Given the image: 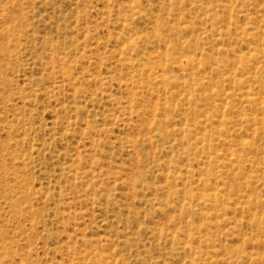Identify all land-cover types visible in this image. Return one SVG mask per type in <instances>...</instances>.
<instances>
[{"label": "rangeland", "instance_id": "rangeland-1", "mask_svg": "<svg viewBox=\"0 0 264 264\" xmlns=\"http://www.w3.org/2000/svg\"><path fill=\"white\" fill-rule=\"evenodd\" d=\"M0 264H264V0H0Z\"/></svg>", "mask_w": 264, "mask_h": 264}]
</instances>
